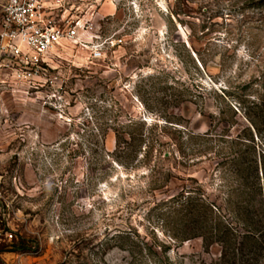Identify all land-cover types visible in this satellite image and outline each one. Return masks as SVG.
I'll return each instance as SVG.
<instances>
[{
  "label": "rangeland",
  "instance_id": "rangeland-1",
  "mask_svg": "<svg viewBox=\"0 0 264 264\" xmlns=\"http://www.w3.org/2000/svg\"><path fill=\"white\" fill-rule=\"evenodd\" d=\"M73 3L91 29L38 83L0 69V245L31 246L2 264H220V246L185 240L182 203L197 192L223 208L211 225L243 230L239 155L258 163L263 219L264 125L245 113L264 98V0ZM139 134L152 155L118 161L116 138Z\"/></svg>",
  "mask_w": 264,
  "mask_h": 264
},
{
  "label": "trees",
  "instance_id": "trees-1",
  "mask_svg": "<svg viewBox=\"0 0 264 264\" xmlns=\"http://www.w3.org/2000/svg\"><path fill=\"white\" fill-rule=\"evenodd\" d=\"M255 110L257 113L255 116H251L252 111ZM245 118L257 133L260 132L259 124L256 120L261 119L263 122L262 125H264V98L252 102L249 112L245 113ZM221 126L224 129H230V125H228L226 121H224ZM248 131H250L249 128ZM231 140L232 142H238L242 139L237 136L235 138L232 137ZM155 145L156 141H154V139L147 141L142 134L134 136L129 135V138L118 136V138H116V146L113 154L117 155L116 159H118V161H121V157L132 161L142 156L141 153L144 151L142 157L149 158L154 152ZM233 161L236 162L237 168L234 171V176L237 177L238 181L234 192H239L242 197L241 200L236 203L237 209L234 213V217L241 223L242 227H244L243 230L240 229V232H236L235 224L228 221L227 224L224 223V225L221 221H215L214 226L211 225L209 221L210 216H223V208H218L214 203H207L201 200L198 193L195 192V194H192L193 191L191 190V194L188 195L182 203V208L185 212L183 223L185 229L184 233L186 235L185 240L200 237L209 246H220V264H258L259 262L255 263L253 259L250 260L249 257L251 254L256 255L262 250L264 251V209L261 207L263 214L262 220H256V213L250 210L257 196L260 197L263 192V187L260 183L259 167L257 161L255 163L253 161L247 162V160H244L243 157L241 158L239 155L236 156ZM246 170L250 171L248 176L244 175V171ZM181 198L182 196H180V199ZM260 202L261 205H263V199L261 197ZM213 208L216 209V211L213 210ZM122 236V238L131 239L130 234H124ZM30 250L31 246L26 240H21L18 243L13 242L0 245V254L6 252H27ZM0 264H2L1 260Z\"/></svg>",
  "mask_w": 264,
  "mask_h": 264
},
{
  "label": "built area",
  "instance_id": "built-area-1",
  "mask_svg": "<svg viewBox=\"0 0 264 264\" xmlns=\"http://www.w3.org/2000/svg\"><path fill=\"white\" fill-rule=\"evenodd\" d=\"M85 13L73 0H0V69L5 76L38 83L61 45L76 44L91 29Z\"/></svg>",
  "mask_w": 264,
  "mask_h": 264
}]
</instances>
